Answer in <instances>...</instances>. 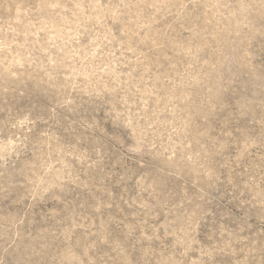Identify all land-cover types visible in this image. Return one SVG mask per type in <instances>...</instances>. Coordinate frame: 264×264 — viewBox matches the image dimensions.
Returning <instances> with one entry per match:
<instances>
[{"label": "rangeland", "instance_id": "1", "mask_svg": "<svg viewBox=\"0 0 264 264\" xmlns=\"http://www.w3.org/2000/svg\"><path fill=\"white\" fill-rule=\"evenodd\" d=\"M0 264H264V0H0Z\"/></svg>", "mask_w": 264, "mask_h": 264}]
</instances>
